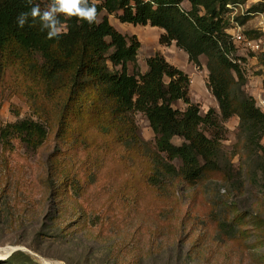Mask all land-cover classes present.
Instances as JSON below:
<instances>
[{
    "label": "trees",
    "instance_id": "trees-1",
    "mask_svg": "<svg viewBox=\"0 0 264 264\" xmlns=\"http://www.w3.org/2000/svg\"><path fill=\"white\" fill-rule=\"evenodd\" d=\"M245 1L94 0L95 23L61 17L66 34L48 40L39 24L29 26L31 20L18 28V14L30 10L27 0H0V91L10 89L32 113L1 127L0 139L7 144L15 137L34 149L51 136L86 143L94 134L105 139L107 154L117 152L130 160L139 179L165 194L175 179L195 184L225 173L219 129L237 116L239 138L264 179V112L244 89V68L232 61L231 55L243 63L245 59L235 55L225 17L227 5ZM33 2L43 8L48 0ZM184 2L188 8L182 7ZM111 15L123 24L162 29L159 43H174L196 67L205 56L207 87L218 112L210 108L200 113L189 96V76L160 52L146 59L142 73L137 63L140 42L118 31ZM178 101L186 105L184 110L173 107ZM134 113L145 116L154 143L139 136ZM175 137L181 144L173 143ZM102 164L103 158L96 157L86 162L84 181L91 184ZM57 180L63 195H69L75 183L81 189L73 176ZM215 220L220 238L237 235L233 219Z\"/></svg>",
    "mask_w": 264,
    "mask_h": 264
},
{
    "label": "rangeland",
    "instance_id": "rangeland-1",
    "mask_svg": "<svg viewBox=\"0 0 264 264\" xmlns=\"http://www.w3.org/2000/svg\"><path fill=\"white\" fill-rule=\"evenodd\" d=\"M229 27H241L248 37H258L264 27V0L229 4ZM182 7L188 8L184 2ZM121 33L140 42L139 70L146 59L160 52L166 61L190 78L189 96L204 115L218 112L207 87L206 57L199 67L174 43H159L162 29L120 23ZM234 27V26H233ZM245 91L264 112V65L242 44ZM262 66V67H261ZM131 71L132 66H129ZM0 91V128L32 117L29 105ZM174 108L186 105L175 102ZM139 136L154 143L155 135L141 113L133 114ZM34 118V117H33ZM239 119L231 117L219 129L222 135L225 173L195 184L175 179L165 194L139 179L132 162L117 152L106 153L105 139L92 134L86 143H66L49 137L32 149L18 138L0 139V249L13 248L2 264H264V179L239 138ZM205 132V127L202 128ZM182 139L173 138L181 144ZM264 145V136L261 139ZM103 164L91 184L83 166L94 158ZM178 166V160L174 161ZM49 173V175H48ZM136 178H132V174ZM73 176L69 195L59 193L58 178ZM75 181V180H74ZM229 217L237 235L220 238L216 218ZM9 251V250H8ZM9 255V256H8ZM10 257V258H8Z\"/></svg>",
    "mask_w": 264,
    "mask_h": 264
},
{
    "label": "clouds",
    "instance_id": "clouds-1",
    "mask_svg": "<svg viewBox=\"0 0 264 264\" xmlns=\"http://www.w3.org/2000/svg\"><path fill=\"white\" fill-rule=\"evenodd\" d=\"M30 6L29 11L21 12L16 18L18 28L23 29L26 23L33 26L39 24L41 32H46L48 40L59 38L66 34L65 23L61 20L77 18L80 21H86L92 25L97 20V7L89 0H48V2L41 7V4L34 3L33 0H27Z\"/></svg>",
    "mask_w": 264,
    "mask_h": 264
},
{
    "label": "built area",
    "instance_id": "built-area-1",
    "mask_svg": "<svg viewBox=\"0 0 264 264\" xmlns=\"http://www.w3.org/2000/svg\"><path fill=\"white\" fill-rule=\"evenodd\" d=\"M231 6V5H227ZM234 26V27H233ZM230 26L227 29V33L230 35L232 42L237 46V44H242L244 48L251 52L253 57L260 58L262 60V65H264V27H261L260 34L258 37H248L246 36L241 27L237 24ZM237 48V47H236ZM237 55V53H235ZM239 56V55H238ZM232 61L237 62L238 64L244 66V63L241 62V59L236 60L233 55H231ZM262 67V66H261ZM264 105V99H262Z\"/></svg>",
    "mask_w": 264,
    "mask_h": 264
},
{
    "label": "bare ground",
    "instance_id": "bare-ground-1",
    "mask_svg": "<svg viewBox=\"0 0 264 264\" xmlns=\"http://www.w3.org/2000/svg\"><path fill=\"white\" fill-rule=\"evenodd\" d=\"M12 250L13 248L0 249V259H4L6 255L9 254Z\"/></svg>",
    "mask_w": 264,
    "mask_h": 264
},
{
    "label": "water",
    "instance_id": "water-1",
    "mask_svg": "<svg viewBox=\"0 0 264 264\" xmlns=\"http://www.w3.org/2000/svg\"><path fill=\"white\" fill-rule=\"evenodd\" d=\"M9 256V255H8Z\"/></svg>",
    "mask_w": 264,
    "mask_h": 264
}]
</instances>
